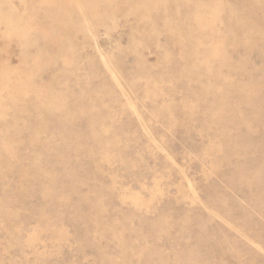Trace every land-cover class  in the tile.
Listing matches in <instances>:
<instances>
[{"label":"rangeland","instance_id":"rangeland-1","mask_svg":"<svg viewBox=\"0 0 264 264\" xmlns=\"http://www.w3.org/2000/svg\"><path fill=\"white\" fill-rule=\"evenodd\" d=\"M0 264H264V0H0Z\"/></svg>","mask_w":264,"mask_h":264}]
</instances>
